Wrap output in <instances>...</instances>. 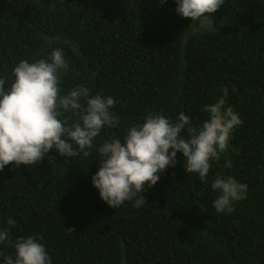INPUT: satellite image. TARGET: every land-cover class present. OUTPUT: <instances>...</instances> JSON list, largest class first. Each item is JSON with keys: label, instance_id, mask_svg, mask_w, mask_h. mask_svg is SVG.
I'll list each match as a JSON object with an SVG mask.
<instances>
[{"label": "trees", "instance_id": "1", "mask_svg": "<svg viewBox=\"0 0 264 264\" xmlns=\"http://www.w3.org/2000/svg\"><path fill=\"white\" fill-rule=\"evenodd\" d=\"M175 8L176 0H0L5 89L20 60L58 48L69 65L61 94L85 85L111 95L120 120L101 130L88 156L52 149L33 166L0 170V229L9 228L11 241L37 238L52 264H264V0H225L208 31ZM225 87V107L243 123L211 162L207 183L185 172L177 152V163L142 193L143 206L132 200L114 209L100 198L91 177L104 140L123 142L149 112L173 122L183 112L199 126ZM229 175L248 185L247 196L219 213L211 182ZM14 255L12 243L0 242V264Z\"/></svg>", "mask_w": 264, "mask_h": 264}, {"label": "clouds", "instance_id": "2", "mask_svg": "<svg viewBox=\"0 0 264 264\" xmlns=\"http://www.w3.org/2000/svg\"><path fill=\"white\" fill-rule=\"evenodd\" d=\"M224 2L176 0L175 11L208 31L214 28L212 14ZM68 67L63 50L53 48L48 56L31 63L20 60L12 69L14 79L7 89L6 80L0 78V170L10 163L33 166L52 149L62 157L88 156L103 128L119 126V118L111 111L117 103L115 97L93 95L85 85L61 94V73ZM227 96L225 87L215 103L205 106L208 118L199 126L183 112L175 122L162 113L149 112L142 124L127 129L123 142L104 140L95 152L100 166L91 177L100 198L114 209L132 200L133 207L143 206L142 193L158 182V173L177 163V152L186 158L185 172L196 173L207 183L211 162L229 150L234 130L243 123L231 106L225 107ZM225 167H233L230 160L225 161ZM211 188L217 192L213 207L228 214L248 192V185L231 175L216 176ZM138 194L142 195L137 198ZM7 224L15 227L16 221L9 218ZM0 242L12 243L15 249L14 257H4V264H52L44 245L33 236L17 237L13 242L9 228H4L0 229Z\"/></svg>", "mask_w": 264, "mask_h": 264}]
</instances>
